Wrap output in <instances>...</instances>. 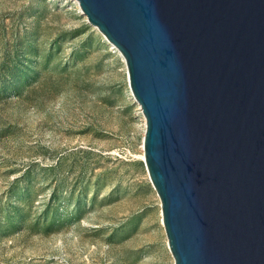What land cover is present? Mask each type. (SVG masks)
I'll list each match as a JSON object with an SVG mask.
<instances>
[{"label":"rangeland","instance_id":"obj_1","mask_svg":"<svg viewBox=\"0 0 264 264\" xmlns=\"http://www.w3.org/2000/svg\"><path fill=\"white\" fill-rule=\"evenodd\" d=\"M143 131L76 0H0V264H173Z\"/></svg>","mask_w":264,"mask_h":264},{"label":"water","instance_id":"obj_2","mask_svg":"<svg viewBox=\"0 0 264 264\" xmlns=\"http://www.w3.org/2000/svg\"><path fill=\"white\" fill-rule=\"evenodd\" d=\"M124 59L173 264H264V0H76Z\"/></svg>","mask_w":264,"mask_h":264},{"label":"bare ground","instance_id":"obj_3","mask_svg":"<svg viewBox=\"0 0 264 264\" xmlns=\"http://www.w3.org/2000/svg\"><path fill=\"white\" fill-rule=\"evenodd\" d=\"M77 2V1H76ZM105 38V37H104ZM105 40L107 41V43L109 44V46H111L117 53H119V51L105 38ZM119 55L121 56V58L123 59V57H122V55L119 53ZM124 60V59H123ZM142 117H143V115H142ZM142 147V146H141ZM142 151H143V149H142ZM141 160H142V158H143V152H142V154H141ZM161 223H162V220H161ZM163 225V224H162ZM167 248H168V245H167ZM168 250H169V248H168ZM170 252V251H169Z\"/></svg>","mask_w":264,"mask_h":264}]
</instances>
